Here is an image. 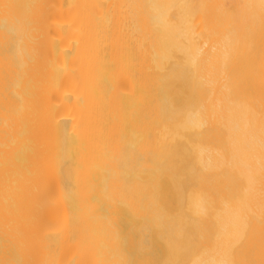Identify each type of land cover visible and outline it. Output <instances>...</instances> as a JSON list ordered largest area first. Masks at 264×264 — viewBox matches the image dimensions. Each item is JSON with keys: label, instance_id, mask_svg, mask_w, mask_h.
Listing matches in <instances>:
<instances>
[{"label": "bare ground", "instance_id": "1", "mask_svg": "<svg viewBox=\"0 0 264 264\" xmlns=\"http://www.w3.org/2000/svg\"><path fill=\"white\" fill-rule=\"evenodd\" d=\"M0 264H264V0H0Z\"/></svg>", "mask_w": 264, "mask_h": 264}]
</instances>
